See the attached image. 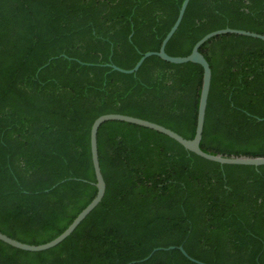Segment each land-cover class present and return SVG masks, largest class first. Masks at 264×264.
<instances>
[{
    "label": "trees",
    "instance_id": "1",
    "mask_svg": "<svg viewBox=\"0 0 264 264\" xmlns=\"http://www.w3.org/2000/svg\"><path fill=\"white\" fill-rule=\"evenodd\" d=\"M183 0H0V231L29 244L61 233L96 193L89 130L105 113L195 132L202 67L158 50ZM264 34V0H189L165 45L206 33ZM211 68L201 149L264 156V41L224 33ZM100 202L55 246L0 240V264H264V164H220L165 134L108 120L97 131ZM155 247V250L147 257Z\"/></svg>",
    "mask_w": 264,
    "mask_h": 264
},
{
    "label": "water",
    "instance_id": "2",
    "mask_svg": "<svg viewBox=\"0 0 264 264\" xmlns=\"http://www.w3.org/2000/svg\"><path fill=\"white\" fill-rule=\"evenodd\" d=\"M189 0H183L180 8L178 10V14L170 27V29L167 31L163 39L161 40L160 46L158 50H149L140 56V58L136 61L134 66L129 69H124L121 67H118L116 65H111L113 69L123 72V73H133L135 72L140 64L143 62V60L151 55H156L160 57L161 59L170 62V63H184V62H193L197 63L202 67V80H201V89L199 94V101H198V108H197V117H196V125H195V132L192 138H185L182 135L178 134L177 132L173 131L170 128H167L159 123L149 121L147 119L139 118L132 115L127 114H121V113H105L97 116L93 122L91 123L90 130H89V146H90V155H91V162L93 166V171L95 175V182L94 185L96 187V193L94 197L90 200V202L73 218V220L69 223V225L56 237L53 239L41 243V244H29L25 242H21L17 239H14L5 233L0 231V240L22 250L27 251H41L46 250L48 248H51L61 242L63 239H65L75 228L76 226L85 218V216L100 202L104 191H105V181L103 178V175L101 173L99 160H98V149H97V131L101 123L108 120H118V121H124L136 125H140L146 128L153 129L157 132H160L162 134L167 135L168 137L172 138L173 140L177 141L179 144H181L185 149L195 153L196 155L210 160L215 161L220 164H240V165H254L259 166L264 164V156H246V155H238V156H226L222 154H211L208 152H205L201 149L199 142L202 135V129H203V123H204V117H205V109L207 104V98L209 94V88H210V81H211V68L208 63V61L205 59V57L202 55V53L199 51V47L209 38L213 36H217L224 33H234L239 35H246L251 36L254 38H258L264 41V34L257 33L254 31L244 30V29H237V28H230V27H224L219 28L216 30H212L205 35H203L201 38H199L192 46L190 53L184 56H173L169 55L165 52V45L178 27L182 16L184 14V11L186 9V6L188 4ZM163 247H155L150 254L145 257L144 259L148 258L153 251L161 249ZM177 248L180 250V252L185 255L188 259L191 261H194L198 264H209L206 262L199 261L190 255L187 254L185 249L182 245H170L167 247H164V249H173ZM130 263V262H129ZM128 263V264H129Z\"/></svg>",
    "mask_w": 264,
    "mask_h": 264
}]
</instances>
